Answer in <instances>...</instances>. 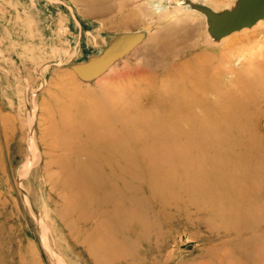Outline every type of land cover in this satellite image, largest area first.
Listing matches in <instances>:
<instances>
[{
	"label": "rangeland",
	"instance_id": "rangeland-1",
	"mask_svg": "<svg viewBox=\"0 0 264 264\" xmlns=\"http://www.w3.org/2000/svg\"><path fill=\"white\" fill-rule=\"evenodd\" d=\"M177 1L183 0L173 3ZM190 1L212 8L202 0ZM234 1L207 0L218 6L214 12L229 9ZM149 3L0 0V116L7 118L5 125L0 120V264H264V112L255 117L253 133L250 129L248 135L205 132L195 139L198 145L185 138V148H179L175 144L179 134L158 127L159 133L158 128L145 132L148 136L158 133L146 136L147 144L143 139L129 151L114 150L110 174L98 171L97 180L80 186L98 192L80 196L87 208L90 203L94 219L80 227L83 232L108 234L100 246L91 247L85 233L90 249L77 243L51 209L57 200L44 165L55 154L41 145V139H51L41 105L56 75L78 76L81 86L94 90L95 80L110 77L115 68L127 63L162 67L204 52L217 54L227 47L214 50L224 42H205L200 14L155 12ZM263 31L264 25L225 41L245 34L261 41ZM254 37L239 43H250ZM160 139H165L164 145L158 143ZM165 142H172L176 150ZM228 144H233L230 152L224 150ZM153 146L167 148L157 151ZM150 154L153 164L149 165ZM186 156L198 159L197 165ZM175 164L178 167L173 168ZM204 167L209 172L204 182L208 187H200L201 193L185 192L188 179L181 177L192 178L191 172L205 171Z\"/></svg>",
	"mask_w": 264,
	"mask_h": 264
},
{
	"label": "bare ground",
	"instance_id": "bare-ground-1",
	"mask_svg": "<svg viewBox=\"0 0 264 264\" xmlns=\"http://www.w3.org/2000/svg\"><path fill=\"white\" fill-rule=\"evenodd\" d=\"M160 1L150 0V8L155 12L178 10V12L187 11L190 14H200L203 21L205 42L209 45H219L224 42L214 50L227 47L222 48L217 54L204 52L191 58H179L162 67H150L144 63L132 65L127 63L121 69L115 68L110 77L95 80L97 89L95 87L94 90L81 86L78 78L75 79L78 77L77 74L74 77L70 73H62L56 75L49 84V89L46 90V100L41 105V112L48 119V133L51 135L48 142L44 138L41 139V145L44 149L51 150L55 154L52 162L49 165H44L46 180L50 185L52 184L51 191L57 200L52 203L51 209L67 234L75 237V241L87 249L90 248L88 247L89 243H86L84 233L91 241V247L103 244L105 237L108 238V234L104 237V235L96 233V230L83 232L81 229L80 224L82 222L94 219L91 218V212L88 209L90 203L87 208L80 196H87V193L90 192H93L95 196L98 192L95 194L97 190L81 188L80 186L84 181L90 183V181L94 182V179L97 180L94 174H99V172L105 175L110 174L108 168L110 169L114 162L113 158L115 157L112 154L114 150L129 151L128 149H131L134 143L142 142L146 136L153 137L152 135L156 132L149 134V136L147 133L153 132V129L158 127H165L170 131L173 130V133L179 134L178 139L176 138L177 142L174 140L179 148H185V138L186 140L190 138V142H192L199 137V134L205 132L219 131V133L227 134L236 132L238 135H248L253 133L255 117L264 112V33L261 41L256 39L255 35L250 34L225 41L233 35L259 29L264 25V19L256 20L247 30L226 37L222 36L213 41L215 39L207 33L208 18L203 11V7L206 8L205 5L200 7V4H197L199 7L196 8L191 5L193 1L190 0L177 1L176 4L173 3L174 0ZM202 1L212 7L210 10L218 9V6L207 2V0ZM177 19L179 18L177 17ZM251 36L254 39L250 43H239V40ZM237 41L238 43L230 46L231 43ZM233 49L235 52H231ZM234 62L238 64V67H234ZM51 86L53 89L50 90ZM249 117L252 119L249 120ZM6 119V116H0L3 125L6 124ZM250 129L251 133H248ZM158 130L159 128L156 130L159 133ZM146 131L149 132L145 133ZM232 137L234 136L232 135ZM247 137L250 139V136ZM168 139L166 140L168 141ZM162 140L160 139L158 143L160 144ZM144 141L147 144V139ZM155 142H152V145ZM171 143H169L170 148L173 146ZM161 144L164 145L163 142ZM226 146L224 150L228 152L229 147H233V144ZM142 147L141 150L144 149V145ZM146 147L148 146L145 145L147 150ZM154 147L153 149L156 148L158 151L159 148ZM192 147L197 148L196 145ZM162 148L160 147L159 150ZM176 148L174 149L176 150ZM148 151L146 154L150 153ZM140 152L145 153L144 151ZM154 153L156 152L154 151L153 155L158 154ZM139 155L142 154L139 153ZM122 156L124 155L122 154ZM185 158L191 164L195 165L196 163L197 165L198 159L196 160L191 156ZM147 160H150V165L151 154ZM173 166L178 167L177 164ZM182 174L184 172L180 173V176ZM190 174L193 175L192 178L181 177L183 180L188 179L187 182L185 181V192L198 193L200 187L205 188L207 186L206 182L209 179H206L205 176L209 175V172H206V168L205 171H195ZM165 179L170 181L171 177ZM177 181L179 183L180 177ZM160 186L162 188V185ZM160 186L158 184L159 188ZM169 186L172 185L169 184ZM157 190L159 189L157 188ZM165 190L168 189L165 188ZM88 217L92 220H89ZM106 242L108 243V241ZM93 252L95 253L94 250Z\"/></svg>",
	"mask_w": 264,
	"mask_h": 264
},
{
	"label": "water",
	"instance_id": "water-1",
	"mask_svg": "<svg viewBox=\"0 0 264 264\" xmlns=\"http://www.w3.org/2000/svg\"><path fill=\"white\" fill-rule=\"evenodd\" d=\"M191 5L199 7L194 3ZM203 8L208 18L207 33L215 40L242 27H248L264 16V0H235L234 6L218 12L208 7Z\"/></svg>",
	"mask_w": 264,
	"mask_h": 264
}]
</instances>
